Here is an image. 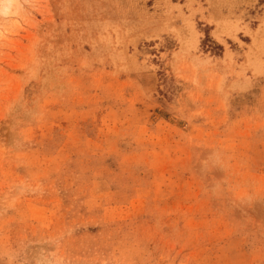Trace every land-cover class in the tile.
<instances>
[{
  "label": "rangeland",
  "instance_id": "obj_1",
  "mask_svg": "<svg viewBox=\"0 0 264 264\" xmlns=\"http://www.w3.org/2000/svg\"><path fill=\"white\" fill-rule=\"evenodd\" d=\"M0 264H264V0H0Z\"/></svg>",
  "mask_w": 264,
  "mask_h": 264
},
{
  "label": "bare ground",
  "instance_id": "obj_2",
  "mask_svg": "<svg viewBox=\"0 0 264 264\" xmlns=\"http://www.w3.org/2000/svg\"><path fill=\"white\" fill-rule=\"evenodd\" d=\"M215 34H217L216 32H215ZM253 36V35H252ZM254 39V38H253Z\"/></svg>",
  "mask_w": 264,
  "mask_h": 264
}]
</instances>
